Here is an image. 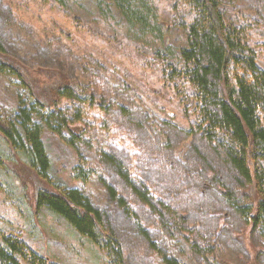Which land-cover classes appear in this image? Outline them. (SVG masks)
Listing matches in <instances>:
<instances>
[{
  "label": "trees",
  "instance_id": "16d2710c",
  "mask_svg": "<svg viewBox=\"0 0 264 264\" xmlns=\"http://www.w3.org/2000/svg\"><path fill=\"white\" fill-rule=\"evenodd\" d=\"M224 1L165 0L161 6L159 0H39L42 7L45 4L53 9L74 29L67 35V29L56 28L60 37L72 39L68 53L79 64H74L72 73L61 67L49 68L57 70L54 73L32 71L8 53L0 39V74L13 77L29 93L28 100H20L12 116L5 119L0 112V137L9 153H22L36 168L38 180L49 184L51 159L42 140L43 128L48 129L75 151L71 177L82 185L91 179L98 182L124 216L134 222L137 232L148 238L153 228L143 225L130 199L117 192L106 178L104 166L112 168L135 199L158 217L157 228L162 230L165 241L161 245L155 241L148 244L160 264H188L186 259L195 255L208 264L218 263L206 258L212 255L211 247L202 248L191 239L195 229L185 226L186 215L160 199L153 200L144 182L106 146L104 139L112 125L107 118H114L116 111L128 113L124 106L115 110L112 102L99 93V87L96 93L97 81L106 68L93 59L94 37L101 35L92 26L114 30L135 45L143 58L144 74L148 69L155 71L160 87L180 109L187 122V127H180L202 137L235 171L236 187L244 189L237 192L223 186L221 195L251 230L264 238V69L258 64L256 43L249 38L254 21L244 17L237 22L228 20ZM165 7L172 27L181 33L176 45L167 42L170 28L162 20ZM119 35L114 37L118 39ZM53 37L54 34L48 38L49 42ZM43 75L45 81L40 80ZM146 100L152 99L146 96ZM145 106L153 111L150 105ZM145 115L144 122L151 124L154 131L159 120L149 112ZM171 115L168 112L169 118L162 116L165 125H172ZM83 150L90 156L94 151L103 167L85 157ZM0 166H5L1 157ZM13 175L21 192L22 179L17 173ZM35 206L60 216V226L88 238L105 253L110 264H125V251L107 214L91 203L81 187L39 189ZM17 255L26 264H51L48 257L35 252L18 235L5 234L0 228V264H22Z\"/></svg>",
  "mask_w": 264,
  "mask_h": 264
},
{
  "label": "rangeland",
  "instance_id": "374dc122",
  "mask_svg": "<svg viewBox=\"0 0 264 264\" xmlns=\"http://www.w3.org/2000/svg\"><path fill=\"white\" fill-rule=\"evenodd\" d=\"M159 1L163 6L165 0ZM224 11L228 20L237 22L244 17L254 21L255 27L251 28L249 38L256 43L258 64L264 69V0H225ZM169 13L165 7L162 20L170 28L167 42L176 45L181 33L172 27ZM69 24L47 5L42 7L39 0H0V39L8 53L18 57L32 71L54 73L57 70L49 68L61 67L72 73L74 64L78 67L68 53L71 37L65 40L56 33V28L69 30H65L67 35L73 33ZM92 28L101 35V38L94 37L93 59L106 68L99 76L96 93L99 87V93L112 102L115 110L124 106L128 113L121 115L116 111L114 118H107L111 119L112 125L109 136L104 139L106 146L138 180L144 182L153 194V200L160 199L176 212L186 215L185 226L195 229L191 234L186 231L191 239L202 248L211 247L212 255L206 258H213L212 261L218 264H264V238L253 232L221 195L223 186L237 192L244 189V186L236 187L235 171L202 137L188 134L180 127H187L180 109L173 97L160 87L155 71L148 69L144 74L143 58L135 45L106 26L107 31L98 25ZM53 34L54 40L49 42L48 38ZM117 35L118 39L114 37ZM84 76L88 78L85 73ZM40 80H44V75ZM146 96L152 100L147 101ZM28 98V91L13 77L0 74V112L5 119L14 114L20 100L26 102ZM146 112L159 120L154 131L151 124L144 122ZM168 112L173 113L170 116L172 125L162 122V116L169 118ZM42 140L51 159L49 184L38 180L36 168L31 167L22 153L10 154L8 145L0 137V157L5 164L0 166V228L4 233L18 235L35 252L48 257L51 264H110L105 253L88 238L60 226L63 221L60 216L35 206V194L39 189L81 187L91 203L107 214L125 251V264H160L148 244L155 241L161 245L165 241L160 233L162 230L157 228L158 217L135 199L122 177L104 166L105 176L115 190L130 199L143 225L153 228L154 232H149L148 238L137 232L134 222L124 216L98 182L91 179L82 185L71 177L75 151L45 128ZM83 154L103 167L96 160L94 151L91 156L87 150H83ZM13 172L22 179L21 192ZM237 195L240 197L239 193ZM154 204L157 208L156 202ZM16 257L26 264L19 255ZM186 262L208 264L198 255L187 258Z\"/></svg>",
  "mask_w": 264,
  "mask_h": 264
}]
</instances>
